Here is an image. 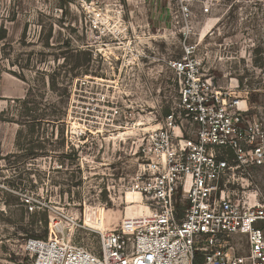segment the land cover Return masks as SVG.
Wrapping results in <instances>:
<instances>
[{
    "label": "rangeland",
    "instance_id": "obj_1",
    "mask_svg": "<svg viewBox=\"0 0 264 264\" xmlns=\"http://www.w3.org/2000/svg\"><path fill=\"white\" fill-rule=\"evenodd\" d=\"M185 45L264 107V0H0V264H32L29 238L96 249L97 231L146 211L126 192ZM252 181L264 200V171Z\"/></svg>",
    "mask_w": 264,
    "mask_h": 264
},
{
    "label": "built area",
    "instance_id": "obj_2",
    "mask_svg": "<svg viewBox=\"0 0 264 264\" xmlns=\"http://www.w3.org/2000/svg\"><path fill=\"white\" fill-rule=\"evenodd\" d=\"M166 67L175 100L143 131L131 185L146 211L97 231L96 249L73 232L29 238L32 264H264V200L252 181L264 171V107L217 85L194 45Z\"/></svg>",
    "mask_w": 264,
    "mask_h": 264
},
{
    "label": "bare ground",
    "instance_id": "obj_3",
    "mask_svg": "<svg viewBox=\"0 0 264 264\" xmlns=\"http://www.w3.org/2000/svg\"><path fill=\"white\" fill-rule=\"evenodd\" d=\"M127 203H129V207L133 210V212H137V209L142 206L139 203V194L135 190H131L126 192Z\"/></svg>",
    "mask_w": 264,
    "mask_h": 264
},
{
    "label": "trees",
    "instance_id": "obj_4",
    "mask_svg": "<svg viewBox=\"0 0 264 264\" xmlns=\"http://www.w3.org/2000/svg\"><path fill=\"white\" fill-rule=\"evenodd\" d=\"M21 103H22V105H24V108L26 109V110H32L30 107H26V104H27V102L28 101H26V100H23V101H20ZM24 125V124H23ZM38 125V123H36V119L34 118L31 122L29 121L28 123H27V130H28V133L29 134H31V135H33L34 134V132H35V129H36V126ZM21 133H22V130L21 129H19L18 131H17V134H18V136H17V138H16V141H17V143H18V140H19V136L21 135ZM31 149V148H30ZM12 185V187H14L15 185H14V183H11Z\"/></svg>",
    "mask_w": 264,
    "mask_h": 264
}]
</instances>
